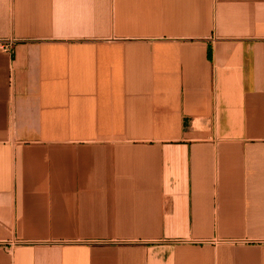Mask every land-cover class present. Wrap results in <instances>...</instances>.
I'll return each mask as SVG.
<instances>
[{
  "label": "crops",
  "instance_id": "obj_1",
  "mask_svg": "<svg viewBox=\"0 0 264 264\" xmlns=\"http://www.w3.org/2000/svg\"><path fill=\"white\" fill-rule=\"evenodd\" d=\"M0 264H264V0H0Z\"/></svg>",
  "mask_w": 264,
  "mask_h": 264
},
{
  "label": "built area",
  "instance_id": "obj_2",
  "mask_svg": "<svg viewBox=\"0 0 264 264\" xmlns=\"http://www.w3.org/2000/svg\"><path fill=\"white\" fill-rule=\"evenodd\" d=\"M7 43H8V44H10L11 42H10V41H8Z\"/></svg>",
  "mask_w": 264,
  "mask_h": 264
}]
</instances>
